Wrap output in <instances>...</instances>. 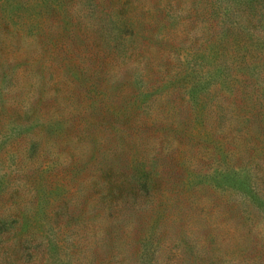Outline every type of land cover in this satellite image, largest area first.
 Here are the masks:
<instances>
[{
    "label": "trees",
    "instance_id": "16d2710c",
    "mask_svg": "<svg viewBox=\"0 0 264 264\" xmlns=\"http://www.w3.org/2000/svg\"><path fill=\"white\" fill-rule=\"evenodd\" d=\"M213 2L201 15L209 23L205 41L211 47L234 33L260 38L264 0ZM21 8L30 11L24 21ZM181 11L177 0H0V32L12 26L13 37L31 36L70 65L66 89L50 76L54 94L46 99L20 82L25 72L44 80V62H16L9 54L19 41L0 39V264H43L54 235L53 246L67 237L62 249L70 264H264V246L248 255L252 259L226 260L209 252L213 238L205 233L199 246L197 235L184 230L182 193L193 194L190 179L203 170L182 168L174 156L178 147L162 155L161 142L171 136L182 145L209 146L218 141L224 115L208 132L195 135L191 108L199 104L193 107L186 99L181 81L190 71L181 67L179 50L169 57L174 63L155 70L134 45L136 38L159 40L158 32L151 38L137 35L139 28L149 29L146 17L157 16L155 25L164 28ZM199 12L183 11L180 18L197 22ZM228 76L249 87L242 99L257 94L262 82L260 73L246 66ZM68 81L76 83L70 90ZM166 86L185 109L184 118L175 110L176 126H164L153 114ZM72 99L73 112L66 105ZM243 120L247 142L264 148L262 105L252 106ZM155 131L160 134L151 137ZM151 138L158 139L156 149L148 145ZM40 229L52 232L47 241ZM4 234L14 240L6 243Z\"/></svg>",
    "mask_w": 264,
    "mask_h": 264
},
{
    "label": "rangeland",
    "instance_id": "374dc122",
    "mask_svg": "<svg viewBox=\"0 0 264 264\" xmlns=\"http://www.w3.org/2000/svg\"><path fill=\"white\" fill-rule=\"evenodd\" d=\"M154 2L155 0H150V3ZM177 2L182 9L180 17L183 11L194 15V12L200 9L197 22L179 17L175 23L167 22L166 27L161 28L155 25L156 21H159L157 16L150 15L144 20L149 22L150 26H147L149 29L139 28L137 35L151 38L153 33L158 32L159 40L154 41L155 39L152 38L151 41H145L136 38L134 45L142 51L143 60L148 63V67L155 70L174 63L173 57L170 61L169 57L174 52V48L179 50L181 67L187 69V72L190 71V74L181 81L186 86V99L193 107L197 106V102L199 104L196 108H191L192 122L197 130L193 131L195 135L208 132L218 123L217 116H224L220 127L217 128L220 132L218 141L209 146L202 142L182 145L176 138L170 136L171 141L168 143L162 140L161 154L165 155V152L178 147L174 156L181 162L182 168L190 166L196 168L197 172L203 170L202 172L208 173L206 178L203 177L202 172L192 176L190 179L192 195H189L190 192L187 190L182 193L181 215L184 218L185 232L188 235H197L201 240L198 242L199 246L205 244L203 242L205 233L213 238L209 250L213 256L242 261L243 258L252 256L253 251L260 250L264 246V148H255L252 143H248L246 128L240 129L244 124L243 119L248 117L252 106L258 108L262 105L264 108V29L258 40L234 33V36L226 38L220 46L211 47V43L205 41L209 23L205 20L206 15L203 17L201 15L205 11L204 8L209 9L214 4L213 0H177ZM9 7L11 9L10 4ZM23 11L21 8L20 14L23 17L21 19L24 21L30 11L26 13ZM262 22L264 23V20ZM10 30L13 31L12 26H9L7 31H1L0 39L5 44L14 39L19 41L20 47L9 54L10 57L5 50V55L14 58L16 62L25 59L42 60L44 62L42 66L46 70L42 81L34 72L22 73L21 86L32 92H39L48 99L54 94L55 82L49 80L50 76H54L59 88L66 89V83H63L67 69L70 67L69 60L62 61L60 57H53V52L45 51L36 39L26 34H22L18 40L13 37ZM203 32L204 36L201 37ZM219 36L228 35L219 34ZM235 46L240 49H236ZM243 66L258 71L262 82L259 84L257 94L242 99L241 91L249 92V87L231 82L228 75L231 71L237 73ZM75 85V82L68 81V90ZM36 86L39 87L35 89ZM72 103L73 99L66 105L67 109H72L73 112ZM60 104L64 105V100H61ZM178 108L180 110H177ZM152 109L153 114L164 122V126L172 123L176 126L178 116L175 110L181 118L186 115L184 106L170 86L163 87L159 91ZM236 128L239 131H236ZM255 132L256 130L251 131V135L255 136ZM159 134L155 131L151 132L150 136ZM157 140L154 138L149 140L150 148H157L158 144L154 145ZM152 150L148 151L150 156L154 154ZM51 151L53 152L52 148ZM137 151L141 153L138 148ZM247 215L254 216L246 219ZM38 232L46 241L50 238L47 236L48 233L52 234L51 231L43 233L41 229ZM58 238L63 239L53 246L57 239L56 235L53 236L54 242L48 246L49 252L43 264H70L62 249L68 239L64 235ZM4 239L6 243L14 240L10 234H4ZM1 255L3 256L2 253ZM110 264H113V261Z\"/></svg>",
    "mask_w": 264,
    "mask_h": 264
}]
</instances>
